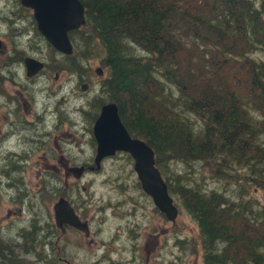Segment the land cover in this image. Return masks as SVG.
<instances>
[{
    "label": "rangeland",
    "instance_id": "1",
    "mask_svg": "<svg viewBox=\"0 0 264 264\" xmlns=\"http://www.w3.org/2000/svg\"><path fill=\"white\" fill-rule=\"evenodd\" d=\"M254 2L264 9V0ZM201 34L198 32V38L206 44L203 39L209 36ZM191 37L189 33L180 40L185 42L188 53H196L192 60L198 62V55L204 56L205 52L198 40L190 41ZM227 43L230 45L232 40ZM256 46L258 43L253 41L230 75L221 67L219 58L214 60L215 64L210 66L216 82L220 80L225 86L229 84L238 89L252 73L258 76L257 71L264 65L257 67L249 63L253 58L264 61L262 51L255 49L251 53ZM6 49V56L1 57ZM80 50L78 46V55ZM60 54L37 33L29 9L23 8L18 0H0V253L5 256L0 258V264H8L14 257L19 264H58L55 257L58 251L68 264H201L202 252L194 220L173 195L178 206L176 219L171 223L162 218L140 189L132 170L133 161L127 154L117 152L104 158L98 170L85 169L79 179L66 175L67 166L90 164L93 157L94 104L90 101L95 96H105L100 84L107 73L97 54L77 59L75 72L57 70L62 65ZM21 56L43 61L42 70L33 75L31 82L20 81L25 77L18 60ZM206 60L207 56L199 61ZM96 66L102 68L99 76L94 73ZM19 83L26 87L22 89ZM84 83L88 85L81 91ZM248 92L257 94L255 89ZM13 104L24 119L34 120L29 124L22 121V134L26 136L14 153L20 155L6 156L9 146L3 129L6 131ZM248 109L259 117L257 109L251 106ZM164 162L169 176L183 173L188 183L241 200L254 217L264 219V183L260 180L255 183L253 176L245 174V168L238 169L235 165L236 171L226 168L230 177L223 172L220 177L228 178L222 179L214 175L211 161L187 160L184 164L163 159ZM175 168L181 171L175 172ZM258 183L263 188L255 187ZM59 196L70 200L88 229L59 234L51 211L52 203ZM33 232L37 235L35 239L40 235L44 240L43 251L35 250L34 255L24 251L31 249ZM56 236L59 237L55 239Z\"/></svg>",
    "mask_w": 264,
    "mask_h": 264
},
{
    "label": "trees",
    "instance_id": "2",
    "mask_svg": "<svg viewBox=\"0 0 264 264\" xmlns=\"http://www.w3.org/2000/svg\"><path fill=\"white\" fill-rule=\"evenodd\" d=\"M79 1L85 22L68 33L73 53L62 55L56 69L75 72L77 59L100 56L107 73L100 84L105 96L91 99L92 118L105 102H116L130 136L153 149L169 194L196 223L201 264H264V219L254 217L241 200L188 183L183 173L169 176L163 163L211 161L214 175L222 179L228 178L220 177L223 172L230 177L226 168L236 171L237 166L255 183H264V61H249L263 67L238 89L216 82L210 66L219 58L230 75L253 41L259 46L251 53H264L263 7L254 0ZM198 32L209 36L203 39L206 44ZM189 33L190 41H199L205 53L198 57L207 56L205 62H194L196 53H188L180 40ZM253 89L257 94L248 92ZM248 106L257 109L259 117ZM255 187L263 188L260 183ZM35 233L25 253L43 251L44 240L40 235L35 239ZM0 258L5 256L0 253ZM16 258L8 264H19Z\"/></svg>",
    "mask_w": 264,
    "mask_h": 264
},
{
    "label": "water",
    "instance_id": "3",
    "mask_svg": "<svg viewBox=\"0 0 264 264\" xmlns=\"http://www.w3.org/2000/svg\"><path fill=\"white\" fill-rule=\"evenodd\" d=\"M24 7H29L36 23L37 31L45 41L62 55H69L72 45L68 31L75 30L84 24V9L79 0H20ZM24 71L27 77L36 74L43 66L42 61L31 56L23 58ZM94 73L101 75L102 68L94 67ZM85 84L80 90L84 91ZM92 139L95 141L92 164L86 168L90 171L100 167V161L112 156L116 151L129 154L132 170L136 174L140 189L151 198L152 204L163 214L164 218L174 221L177 207L167 191V185L158 171L152 148L140 138L132 137L121 123L116 103L107 102L99 109L91 125ZM84 166H69L67 173L78 178ZM54 223L58 227L68 224L78 229H86L85 222H80L68 201L59 197L52 205Z\"/></svg>",
    "mask_w": 264,
    "mask_h": 264
},
{
    "label": "flooded vegetation",
    "instance_id": "4",
    "mask_svg": "<svg viewBox=\"0 0 264 264\" xmlns=\"http://www.w3.org/2000/svg\"><path fill=\"white\" fill-rule=\"evenodd\" d=\"M19 1V3H20V0H18ZM20 5H21V3H20ZM22 6V5H21ZM23 8H25V9H29L28 7L26 8V7H24V6H22ZM30 10V9H29ZM35 26H36V23H35ZM36 31H37V28H36ZM37 33H38V31H37ZM39 34V33H38ZM46 42V41H45ZM47 43V42H46ZM48 44V43H47ZM27 44H25V46H26ZM49 45V44H48ZM12 50V49H11ZM7 51H8V49H6V52L5 53H2L1 54V57H5L6 56V54H7ZM24 57H29V56H24ZM24 57H22L21 56V58L19 59V62L21 61V65H22V71H24V68H23V64H22V61H23V58ZM22 59V60H21ZM18 62V63H19ZM18 65V64H17ZM23 74L25 75V77L23 76L21 79H20V81H25V80H27V82H31V81H33V77L34 76H30V77H27L26 76V73H25V71L23 72ZM20 85H21V87H22V89H24V87H26V86H23L21 83H19ZM29 88V87H28ZM30 98V97H29ZM11 101V100H10ZM17 109H18V107L15 105V104H13V107L9 110V114H8V121H7V127H6V131L3 129V131H4V134L7 136V138H6V140H5V142H6V146H9V151H8V153H7V155L6 156H10V155H20V154H14V153H16L17 152V150L20 148V146H21V144H23L24 142L22 141V138H24L26 135L23 133L22 134V128H23V126H22V121L23 122H25V123H27V124H29V123H32L33 122V120L34 119H30V120H26V119H24V116L23 115H21L18 111H17ZM83 165H85V164H83ZM64 197V196H63ZM65 198V197H64ZM65 199H67V198H65ZM68 200V203L72 206V209L74 210V212L76 213V215H77V217L82 221V219H81V217H80V214L78 213V211L75 209V207H73V205H72V203L70 202V200L69 199H67ZM85 221V220H84ZM56 227V226H55ZM57 229H59L58 231H59V234L61 235L62 234V232H66L67 230H76L75 228H73V227H70L69 225H67V224H63L62 225V227H60V228H57ZM54 230H56V229H54ZM52 234H54V233H52ZM57 237H59V236H56L55 237V239L57 238ZM57 241H58V239H57ZM55 257L58 259V261L60 262V263H62V262H64V264H66L65 262H67V261H65L66 260V258H63L62 256L60 257V255H59V251L57 252V254L55 255ZM68 264V263H67Z\"/></svg>",
    "mask_w": 264,
    "mask_h": 264
},
{
    "label": "bare ground",
    "instance_id": "5",
    "mask_svg": "<svg viewBox=\"0 0 264 264\" xmlns=\"http://www.w3.org/2000/svg\"><path fill=\"white\" fill-rule=\"evenodd\" d=\"M72 31H74V30H72ZM69 32H70V31H68L67 34H68ZM68 38H69V41H70V43H71V45H72V42H71V40H70V36H69V34H68ZM73 48H74V47H73V45H72V51H71L70 55L73 53ZM20 55H21V54H20ZM18 60H19V59H18ZM42 68H43V67H42ZM42 68L40 69V71L42 70ZM40 71H38L37 73H39ZM37 73H36V74H37ZM36 74H34V75H36ZM84 84H85V88H86L88 84H86V83H84ZM85 88H84V89H85ZM105 103H107V102H105ZM112 103H114V102H112ZM115 103H116V102H115ZM116 106H117V113H118V105L116 104ZM119 117H120V115H119ZM120 120H121V117H120ZM121 122H122V121H121ZM123 126H124V125H123ZM148 147H149V146H148ZM152 150H153V149H152ZM59 197H63V196H59ZM69 205H70V204H69ZM70 207H72V206L70 205ZM72 210H73V209H72ZM75 214H76V213H75ZM76 216H77V215H76ZM77 218H78V217H77ZM78 219H79V218H78ZM79 221L82 222L80 219H79ZM85 223H86V222H85ZM86 225H87V223H86ZM87 226H88V225H87ZM34 244H35V243H34ZM38 262H39V261H38Z\"/></svg>",
    "mask_w": 264,
    "mask_h": 264
}]
</instances>
